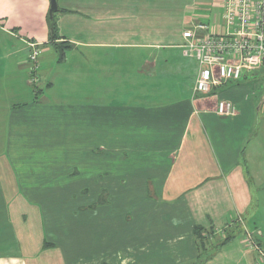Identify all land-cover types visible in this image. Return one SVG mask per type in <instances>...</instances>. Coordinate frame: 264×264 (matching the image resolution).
<instances>
[{
    "label": "crops",
    "instance_id": "0c3cea01",
    "mask_svg": "<svg viewBox=\"0 0 264 264\" xmlns=\"http://www.w3.org/2000/svg\"><path fill=\"white\" fill-rule=\"evenodd\" d=\"M223 1L57 0L51 40L49 0H0V195L153 193L155 199L138 211L128 244L113 216L98 225L96 253L80 249L69 263L63 253L42 249L43 220L32 204L30 217L12 222L17 246L0 247V264H121L124 247L128 264H264L241 233L217 247L216 232L204 235L212 244L205 252L193 233L196 225L206 233L235 216L248 226L255 218L250 229L264 254V215L255 210L264 211V89L247 74L196 94L199 65L183 53L187 28L201 22L217 30ZM32 42L40 51L34 83ZM175 59L195 66L187 73L182 64L174 99L155 101L151 90L138 89L156 76L168 78L158 77V66ZM139 96L151 97L136 102ZM220 100L231 101L235 113L218 115ZM8 228L9 219H0V236L8 238Z\"/></svg>",
    "mask_w": 264,
    "mask_h": 264
},
{
    "label": "rangeland",
    "instance_id": "374dc122",
    "mask_svg": "<svg viewBox=\"0 0 264 264\" xmlns=\"http://www.w3.org/2000/svg\"><path fill=\"white\" fill-rule=\"evenodd\" d=\"M175 60L176 61L171 62L168 67L166 66L165 68H162V65L158 66V72L160 73L158 74V77H161L162 75L164 76V73H167L169 75L168 78L167 76H165V78H163L162 80L155 81L157 77L156 76L151 79V84L148 82L146 87L144 85L138 86V89L141 88L143 92L151 90L153 92V96H139L137 97L136 102H139L140 100L141 102H145V98L148 99L149 97H151V99H154L155 101H167L176 95V92H174L173 90H176L178 86H181L180 78L178 77V81H176V76L180 73V68L184 67L182 64L188 63V66L186 64L184 69L186 68L187 73H190V71L191 73H193L195 63L192 59H189L188 61H186L185 59H182L181 61H179V59ZM255 75L259 86H262V89H264L263 73H257ZM188 76L189 75H187V77ZM187 82L188 80L186 81V83ZM2 83L3 79L0 78V86L2 85ZM164 91H166V94H163ZM158 93L160 95H157ZM260 117L262 118V115ZM4 148L5 145L0 142V151H2ZM7 194V198L3 196L5 195V193L0 195V219L6 221H8L9 219L8 232H10L8 233V238H6V235L3 234L2 236H0V247L16 248L18 240L15 238V236L13 237L14 232L12 229V222H14L16 218L17 220H19V218L21 217L23 220H25V218L30 215L29 213L32 214V204H37L39 206L38 209L40 212V216L43 220L44 239L42 242V249H52L53 251L63 253L68 263L70 259L72 260L71 255L73 254V256H75L78 250L87 248L88 251L92 253L95 248L98 247L96 244L98 225L100 223H103L104 221V223H107L106 221L112 222L113 216H115L114 218L116 219V221H120V232L123 238L122 245L128 244V241L125 239H128V233L134 227V223H138L139 221V217H137V215L140 214L138 213V211L144 210L143 207L146 206L148 202L155 201V199H153V193L20 192ZM6 202L9 205H6ZM113 209H115V212L112 211ZM255 210L259 211V215L260 213L261 215H264V211H262L263 207L261 205H257V207H255ZM104 211L106 212V214L104 213ZM19 213H24L25 215H20ZM172 222L176 223L177 221L176 219H172ZM255 222V218L251 219L249 221V227L242 221L241 217L239 218L235 216L229 223V225L224 229H217L210 232L209 234L214 235L216 232V235L219 236L216 240V244H218L224 236L230 235V233L231 235L232 233H241L246 248H248L247 245L250 242L252 244L254 243L256 247L261 250L254 232L252 231V229H250L253 228ZM224 233L226 234L224 235ZM214 242L215 241H213V243ZM70 244L72 245L70 246ZM66 247H76L74 250L75 252L72 251L71 253L66 251L64 249ZM124 248L121 251V264H128L131 257L129 258L128 256H126L127 253H125L124 256V251H126ZM250 251L254 252L253 250ZM255 254L257 259L260 261L261 256L258 253ZM89 263L98 264L91 259L88 264Z\"/></svg>",
    "mask_w": 264,
    "mask_h": 264
},
{
    "label": "built area",
    "instance_id": "2783aa9c",
    "mask_svg": "<svg viewBox=\"0 0 264 264\" xmlns=\"http://www.w3.org/2000/svg\"><path fill=\"white\" fill-rule=\"evenodd\" d=\"M218 26L215 31H207V26L198 22L183 32V53L194 56L199 65L193 87L196 94H206L214 87L237 82L264 69V0H224ZM28 44L30 80L34 83L40 51L34 42ZM216 112L231 116L235 105L220 100ZM247 246L263 260L262 250L254 243Z\"/></svg>",
    "mask_w": 264,
    "mask_h": 264
},
{
    "label": "trees",
    "instance_id": "16d2710c",
    "mask_svg": "<svg viewBox=\"0 0 264 264\" xmlns=\"http://www.w3.org/2000/svg\"><path fill=\"white\" fill-rule=\"evenodd\" d=\"M55 24H54V18L52 20V22L50 23V39L53 40L56 38V35H55ZM63 45L62 47H68V45H64L63 43L61 44ZM54 46H58L57 44H54ZM31 63V62H30ZM260 74H264V69H262L260 72H258ZM257 74V73H256ZM30 76H32L30 74ZM255 76V75H254ZM210 232H212L211 230H208L206 231V233L204 232V228L203 227H200V226H194L193 228V233L195 235V238H196V242H197V247L199 248V251L201 252H205V251H208L207 249H209L211 246L209 241L204 238V235H208ZM232 238V235H226L224 236L220 242L218 244H215L214 246H222L224 244H226L229 240H231ZM213 246V248H214Z\"/></svg>",
    "mask_w": 264,
    "mask_h": 264
},
{
    "label": "water",
    "instance_id": "95a60500",
    "mask_svg": "<svg viewBox=\"0 0 264 264\" xmlns=\"http://www.w3.org/2000/svg\"><path fill=\"white\" fill-rule=\"evenodd\" d=\"M58 4L57 0H49V8H48V13H47V20L50 25V23L53 20V16L55 13L58 12Z\"/></svg>",
    "mask_w": 264,
    "mask_h": 264
}]
</instances>
